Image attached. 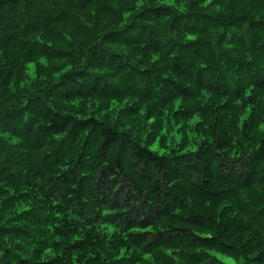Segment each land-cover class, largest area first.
Here are the masks:
<instances>
[{"label": "clouds", "instance_id": "9594fccd", "mask_svg": "<svg viewBox=\"0 0 264 264\" xmlns=\"http://www.w3.org/2000/svg\"><path fill=\"white\" fill-rule=\"evenodd\" d=\"M0 264H264V0H0Z\"/></svg>", "mask_w": 264, "mask_h": 264}]
</instances>
